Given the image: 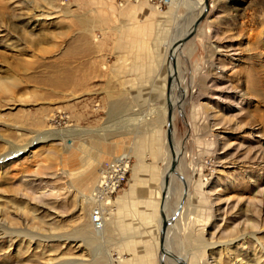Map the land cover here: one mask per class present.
Returning a JSON list of instances; mask_svg holds the SVG:
<instances>
[{"label":"rangeland","instance_id":"rangeland-1","mask_svg":"<svg viewBox=\"0 0 264 264\" xmlns=\"http://www.w3.org/2000/svg\"><path fill=\"white\" fill-rule=\"evenodd\" d=\"M141 1L153 7L123 31L117 10ZM184 1L0 0V264H180L161 247L191 264H264V0H208L173 59L203 8ZM178 148L187 216L161 246ZM125 155L97 227L89 196ZM168 187L172 216L185 187Z\"/></svg>","mask_w":264,"mask_h":264},{"label":"bare ground","instance_id":"bare-ground-1","mask_svg":"<svg viewBox=\"0 0 264 264\" xmlns=\"http://www.w3.org/2000/svg\"><path fill=\"white\" fill-rule=\"evenodd\" d=\"M173 1V0H172ZM190 3L191 4H193L192 5V7H198L199 6V4L198 3H201L202 4V10L199 12V15H197V18L200 16V14L203 12V10H204V0H201V1H199V0H185L184 1V4L185 5H187L188 4V6L190 5ZM194 24V23H193ZM193 24L191 25V27L189 28V30H188V32L187 33H190L192 30H193ZM181 41H182V39L181 40H177L176 42H174L173 43V45H172V47H171V50H170V55L172 54V58L173 59H176V56H177V54L180 52V50H181V48H182V46H183V43H181ZM169 59H170V57H169ZM174 61V60H173ZM171 62L169 61V64H170ZM175 64H176V62H175ZM171 70V69H170ZM176 72H177V70L175 71L174 69H172L171 70V74H172V76L174 75V73L176 74ZM251 72V71H250ZM254 72V71H253ZM251 74H254V73H251ZM255 75V74H254ZM253 76V75H252ZM173 80H174V78H173ZM169 81H170V86L168 87V89H170V87H171V84H172V81H171V78H169ZM174 82V81H173ZM3 86V84L2 83H0V87H2ZM180 90H181V88H179ZM183 90V89H182ZM186 93V92H185ZM168 102H169V95H168ZM173 102V103H172ZM171 103V107H172V109L174 110L175 109V106H176V103H175V101H172ZM178 104V103H177ZM171 112H172V110L171 109H169ZM173 116H172V118H171V121H170V124H171V126L173 127ZM168 123V122H167ZM124 132H126V131H122V133H124ZM127 132H128V130H127ZM129 134V133H128ZM183 154V151L180 149V148H178V149H176V150H174V152H173V162L174 163H176V162H180V160H181V158H180V156ZM110 156V155H109ZM101 158V157H100ZM122 158V157H121ZM124 159H128V156H126L125 155V158ZM170 164H169V166H168V168H166V171L164 172V175H163V177L164 176H166L167 178H168V180H171V178H173V177H176L178 180L180 179L181 181H183V184H184V187H185V190H184V194H182V197L180 198V202H179V205H178V207H177V209H175L174 211H173V213H172V216H170V215H168V214H164V216H165V220H166V222H167V224H168V226H169V224H171L173 221V218H175V217H178V219L180 218H182L183 216L184 217H186L187 216V214H185V213H187L186 212V207L183 205V207H182V204H184V202L185 201H187L188 199H189V196H190V192H189V188H190V182H189V180H185L184 179V177H183V175L181 174V173H179V172H177L176 170H174V171H170ZM94 171V170H93ZM89 172H91V171H89ZM194 172V171H193ZM91 173H93V172H91ZM90 175V174H89ZM86 177H87V175H86ZM93 178V177H92ZM86 179V178H85ZM87 180H88V177H87ZM89 181V180H88ZM200 184H201V182H200ZM163 185H164V178H163V180H162V190H163ZM87 186V185H86ZM168 190H169V187L167 186L166 188H165V194H166V196H165V199H167V196H168ZM169 198V197H168ZM186 215V216H185ZM104 223H105V219L104 220H102ZM101 221V222H102ZM100 222V223H101ZM196 241H197V245L198 246H200V248L201 249H206V248H210V246L211 245H209L207 242H206V240H204V238L200 235L198 238H196ZM161 250H163V252L166 254V255H168V256H170L174 261H176L177 263H180V264H191V260L189 259V257H187V256H184V257H182V256H180V255H176V254H173L172 252H170V251H168L165 247H161L160 248ZM199 251V250H198ZM205 254H206V252H205ZM167 256V257H168ZM169 257V258H170ZM161 259L163 260V259H165V257L164 256H161ZM113 263V261L110 263V264H112Z\"/></svg>","mask_w":264,"mask_h":264},{"label":"built area","instance_id":"built-area-1","mask_svg":"<svg viewBox=\"0 0 264 264\" xmlns=\"http://www.w3.org/2000/svg\"><path fill=\"white\" fill-rule=\"evenodd\" d=\"M128 172L129 160L124 158L112 159L101 169L97 185L89 196L91 202L96 204L91 210L90 221L97 227H100V222L105 219L104 202L107 204L111 196L122 187Z\"/></svg>","mask_w":264,"mask_h":264},{"label":"water","instance_id":"water-1","mask_svg":"<svg viewBox=\"0 0 264 264\" xmlns=\"http://www.w3.org/2000/svg\"><path fill=\"white\" fill-rule=\"evenodd\" d=\"M207 5H208V0H204V10L203 12L200 14V16L195 20L194 24H193V30L188 33L187 35H184L182 37V41L181 43H184V41L189 38L195 31H196V27L197 25L200 23L201 19L205 16L206 12H207ZM170 86V81L168 82V87ZM167 130H166V136H167V141L168 143L170 144V138H171V130H172V126L170 124V121H171V111L168 110L167 112ZM172 166H170V171H174V162H172L171 164ZM183 182V181H182ZM168 186V178L166 176H164V185H163V190H162V193H161V205H160V214H161V218H162V226H161V230H160V245L162 246V243H163V238H164V234L166 232V228H167V222H166V218L163 214V211H162V208H163V203H164V200H165V188Z\"/></svg>","mask_w":264,"mask_h":264},{"label":"crops","instance_id":"crops-1","mask_svg":"<svg viewBox=\"0 0 264 264\" xmlns=\"http://www.w3.org/2000/svg\"><path fill=\"white\" fill-rule=\"evenodd\" d=\"M152 7L153 6L147 1H141V2H138L137 4H133V3L128 4L126 7L122 8L120 11L117 10L116 18L118 19V21H120V26L123 28V31L125 30L127 31L128 28L133 27L135 18L136 17L140 18V16L137 15L139 12H143L144 10H148ZM141 19L143 20L146 19L145 15L141 17ZM130 43H132V40H130Z\"/></svg>","mask_w":264,"mask_h":264}]
</instances>
